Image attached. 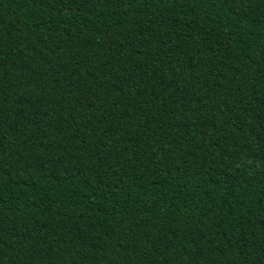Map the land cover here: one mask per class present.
Instances as JSON below:
<instances>
[{
	"label": "trees",
	"instance_id": "trees-1",
	"mask_svg": "<svg viewBox=\"0 0 264 264\" xmlns=\"http://www.w3.org/2000/svg\"><path fill=\"white\" fill-rule=\"evenodd\" d=\"M0 264H264V0H0Z\"/></svg>",
	"mask_w": 264,
	"mask_h": 264
}]
</instances>
